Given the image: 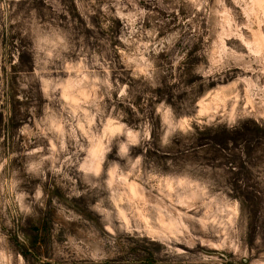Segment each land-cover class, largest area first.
I'll return each instance as SVG.
<instances>
[{
  "label": "rangeland",
  "instance_id": "obj_1",
  "mask_svg": "<svg viewBox=\"0 0 264 264\" xmlns=\"http://www.w3.org/2000/svg\"><path fill=\"white\" fill-rule=\"evenodd\" d=\"M0 264H264V0H0Z\"/></svg>",
  "mask_w": 264,
  "mask_h": 264
}]
</instances>
